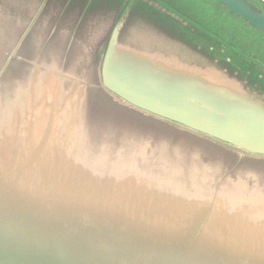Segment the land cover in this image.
<instances>
[{
	"label": "water",
	"instance_id": "95a60500",
	"mask_svg": "<svg viewBox=\"0 0 264 264\" xmlns=\"http://www.w3.org/2000/svg\"><path fill=\"white\" fill-rule=\"evenodd\" d=\"M257 59L169 0H0V264H264Z\"/></svg>",
	"mask_w": 264,
	"mask_h": 264
},
{
	"label": "rangeland",
	"instance_id": "374dc122",
	"mask_svg": "<svg viewBox=\"0 0 264 264\" xmlns=\"http://www.w3.org/2000/svg\"><path fill=\"white\" fill-rule=\"evenodd\" d=\"M169 2L180 13L193 15L199 22L212 24L219 36L231 42L239 51L251 57L255 56L259 58L257 60L264 63L263 32L247 27L238 15L229 13L214 0H169ZM213 7L223 13L221 15L213 13L211 11ZM212 14L217 15L218 21L211 22ZM95 42L96 40H92V46H96ZM250 68L254 69L252 66Z\"/></svg>",
	"mask_w": 264,
	"mask_h": 264
}]
</instances>
